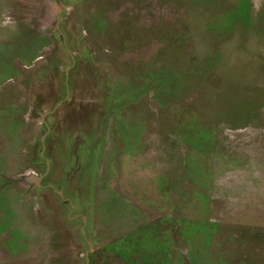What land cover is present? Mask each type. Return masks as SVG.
Masks as SVG:
<instances>
[{
	"label": "rangeland",
	"instance_id": "374dc122",
	"mask_svg": "<svg viewBox=\"0 0 264 264\" xmlns=\"http://www.w3.org/2000/svg\"><path fill=\"white\" fill-rule=\"evenodd\" d=\"M264 264V0H0V264Z\"/></svg>",
	"mask_w": 264,
	"mask_h": 264
},
{
	"label": "water",
	"instance_id": "95a60500",
	"mask_svg": "<svg viewBox=\"0 0 264 264\" xmlns=\"http://www.w3.org/2000/svg\"><path fill=\"white\" fill-rule=\"evenodd\" d=\"M87 264H89V259H88V261H87Z\"/></svg>",
	"mask_w": 264,
	"mask_h": 264
}]
</instances>
